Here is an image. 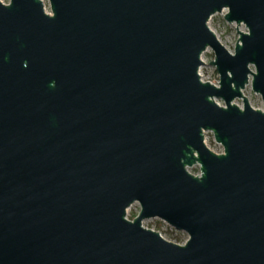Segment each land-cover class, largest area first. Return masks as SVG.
Wrapping results in <instances>:
<instances>
[{
    "label": "water",
    "instance_id": "1",
    "mask_svg": "<svg viewBox=\"0 0 264 264\" xmlns=\"http://www.w3.org/2000/svg\"><path fill=\"white\" fill-rule=\"evenodd\" d=\"M47 2L0 0V264H264V0Z\"/></svg>",
    "mask_w": 264,
    "mask_h": 264
},
{
    "label": "rangeland",
    "instance_id": "2",
    "mask_svg": "<svg viewBox=\"0 0 264 264\" xmlns=\"http://www.w3.org/2000/svg\"><path fill=\"white\" fill-rule=\"evenodd\" d=\"M5 3H9L10 0H1ZM44 6L48 13H50L49 10V4L47 0H43ZM227 13V10L224 9L221 13L215 14L208 22L209 28L215 33L216 37L229 49L234 50V46L238 39V29L239 27L235 24H228L224 20V16ZM240 27L246 32V29L243 25H240ZM203 61H205L204 66H202V70L207 78L208 81H214L215 84L218 82V74L215 71L214 67H211L209 64L214 59L213 52L211 50H207L201 57ZM245 93L248 95V97L251 99V101L254 103L255 106L262 108V102L259 95L253 93L251 86L248 85L244 89ZM220 101V100H219ZM222 102V101H220ZM223 103V102H222ZM236 105L239 107H242V101L236 100ZM205 142L212 147L214 150H216L218 153H222L223 149L222 147L215 143L213 139V135L210 132L204 133ZM189 170L194 175L200 174V168L199 165H194L193 167L189 168ZM139 205L137 203L133 204L128 210H127V216H130L132 218H135L136 215L139 212ZM145 227L147 229L153 230L155 232H158L161 237L165 240L169 241H178V242H186L188 239V236L184 232H179L164 223L163 221H160L159 219H150L143 221Z\"/></svg>",
    "mask_w": 264,
    "mask_h": 264
},
{
    "label": "built area",
    "instance_id": "3",
    "mask_svg": "<svg viewBox=\"0 0 264 264\" xmlns=\"http://www.w3.org/2000/svg\"><path fill=\"white\" fill-rule=\"evenodd\" d=\"M216 85V84H215Z\"/></svg>",
    "mask_w": 264,
    "mask_h": 264
}]
</instances>
